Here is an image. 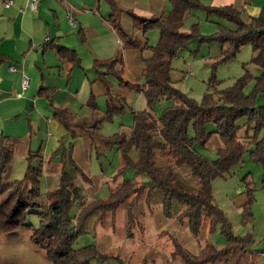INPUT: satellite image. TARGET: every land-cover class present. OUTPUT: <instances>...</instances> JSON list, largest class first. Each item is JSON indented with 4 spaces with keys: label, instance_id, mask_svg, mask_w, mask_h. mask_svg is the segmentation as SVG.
<instances>
[{
    "label": "trees",
    "instance_id": "trees-1",
    "mask_svg": "<svg viewBox=\"0 0 264 264\" xmlns=\"http://www.w3.org/2000/svg\"><path fill=\"white\" fill-rule=\"evenodd\" d=\"M106 1L111 6L109 22L126 38L125 45L130 44L132 41L120 25L114 1ZM169 2L171 9L163 17L136 16L143 31L153 26L159 30L157 44H145L142 48L150 50L149 56L142 58L143 83L131 82L121 76L122 64L118 55L106 60L95 59L93 69L97 79L103 82L108 97L105 114L74 122L66 108H55L53 112V118L73 139H76L78 131L82 130L92 144L102 143L120 151L122 166L116 176L124 169L133 167L144 173L148 181L140 183L138 187L130 180L118 182L110 189L108 199L81 202L79 212L72 215V206L82 200L81 190L74 185L64 170L61 172L59 187L47 192L46 202L39 203L42 169L32 162L38 156V151L29 152L23 179L3 183L14 151L11 139L0 133V231L12 233L29 230L31 242L46 252L52 264H92L94 257L106 258L95 245L78 249L72 247L77 235L84 230L85 219L99 210L102 212L100 220L107 211L114 212L119 206L126 204L127 230L130 234L132 225L139 223L133 213V206L145 190L146 201H149L154 190L162 192V210L167 218L172 217L171 202L175 200L181 204L183 209L176 219L178 223L187 222L190 232L195 236L199 235L204 220H208L209 229L215 222L220 224L227 246L218 249L206 243L198 257L186 252L174 238L173 254H179L187 264L214 262L220 256H227L235 247L239 246L244 250L249 242V237L235 236L231 232L230 223L213 201L211 181L240 163L246 151L264 165L263 140L259 138L260 131L264 129V8L257 16L245 19L242 16V8L234 5L205 7L208 14L221 16L234 25L233 28L219 25L218 31L207 38L218 40L222 44V52L217 62L233 58L241 46L250 43L253 50L250 62L257 65L261 73L256 78L255 89L249 94L245 93L244 89L253 75L246 68L243 75L225 88H219L220 81L212 77L207 91L198 102L173 85L170 79V61L196 35L195 27L189 32L182 31L181 28L187 13L200 7V4L198 0ZM54 50L61 59L79 63L80 59L73 49L55 45ZM111 75L118 78L120 86L142 92L146 98L148 107L134 112L135 122L129 136L119 132L104 137L98 132L102 120L110 119L115 113L125 109L123 99L110 93L106 77ZM259 95H262L263 102L258 105ZM160 100H168L170 105L161 115H156L153 106ZM87 105L93 112L98 110L93 95ZM206 121L214 123V131H206ZM189 128L193 134L189 133ZM213 134L218 136L220 146L216 148L217 158L209 161L198 154L193 146L196 141L205 145ZM130 148L137 152L135 161L128 156ZM181 166L195 179L193 187L179 182L178 168ZM246 193L247 201L242 205L243 221L249 219L250 204L253 201V190L248 187ZM31 213L37 214L39 218L37 226L26 222ZM129 227L131 229H128Z\"/></svg>",
    "mask_w": 264,
    "mask_h": 264
},
{
    "label": "rangeland",
    "instance_id": "rangeland-1",
    "mask_svg": "<svg viewBox=\"0 0 264 264\" xmlns=\"http://www.w3.org/2000/svg\"><path fill=\"white\" fill-rule=\"evenodd\" d=\"M119 1L124 2V0ZM142 1L145 3L131 9L133 13H155L160 16L167 15L171 9L169 0H164V3L162 0H148L147 3L146 0ZM135 2L139 1L135 0ZM198 2L200 7L193 8L187 13L181 28L182 31L189 32L195 27L197 33L170 61V79L173 85L187 96L200 102L212 77L220 81L219 88H225L243 75L244 68H246L253 78L247 83L244 91L247 94L251 93L255 89L256 78L261 73V69L250 62L253 55L252 45L246 43L241 46L233 58L217 62L222 52V44L218 40H207V38L218 31L219 25L231 28L234 25L221 16L207 13L205 7L219 6L214 5L215 0H198ZM247 2L250 0H236L234 3L238 8H242V16L245 19L249 17L247 11L243 9ZM117 9L120 25L129 38L137 43H143L146 40L148 45L157 44L159 40L157 27L153 26L143 31L134 24L132 17L126 11L120 10V7ZM116 40L115 55L121 59V76L131 82L143 83L142 58L149 56L150 50L140 51L138 47H124L126 38L119 33ZM82 67L83 70L80 69V72H77L74 81L77 85L80 83L78 98L69 109L75 121L87 120L92 114V116L104 115L107 110L108 97L102 84L99 81L90 83L87 80V77L90 80L96 79V72L92 65H88L85 61ZM106 79L111 95L120 96L124 101L125 109L115 113L110 119L102 120L98 132L104 137L119 132L129 136L135 122L134 112L148 107L146 98L142 92L120 86L115 76L111 75ZM91 92L98 108L95 112L87 105ZM262 102V95H259L257 104H262ZM48 103L45 101V113L38 116L37 127L34 124L37 140L32 147V152L38 151L39 156L52 159L47 163L42 162L39 203L46 202L47 192L59 187L63 170L72 179L74 185L81 190L82 200L75 202L72 206V215L79 212L81 202L90 203L98 199H108L110 189L114 188L118 182L130 180L138 187L140 183L148 181L144 173L138 172L133 167L124 169L116 176L122 166L121 153L116 147L97 142L92 144L85 134L73 139L66 130L61 135L53 129H48L45 118H53L54 112ZM169 105L168 100L157 101L153 106V112L161 115ZM205 129L208 132L214 131V123L206 121ZM8 130L11 132L18 130L19 135L8 136L13 144L14 153L10 170L3 179L4 184L13 179H23L29 155L25 151L28 136L21 137L19 128H8ZM78 132L81 133L82 130ZM189 133L193 134L191 128H189ZM259 138L263 140L264 146V129L260 131ZM219 146V138L213 134L205 145L196 141L193 147L198 154L213 161L217 158L216 148ZM24 156L27 157L25 160ZM128 156L135 161L137 159L136 150L130 148ZM39 158L33 159V164L36 165ZM158 161L164 162V160ZM14 163L15 166H13ZM178 171L180 183L189 187L195 185V179L185 167H179ZM248 187L253 190V201L250 204V217L247 221H243L242 205L247 201ZM211 188L213 201L230 223L231 232L235 236L249 237V242L244 250H241L239 246L235 247L227 256H220L214 262L205 264H264L261 255L264 251V165L246 151L240 163L231 167L229 172L216 176L211 181ZM145 194L146 190L142 192L133 206V213L139 223L132 225L130 234L127 230L126 204L119 206L114 212L107 211L100 220L102 212L97 210L85 219L84 230L77 235L72 247L78 249L95 245L101 254L106 255L104 259L94 257L92 264H187L179 254H173V240H178L186 252L195 257L199 256L202 246L206 243L218 249L227 246L226 237L218 222H215L209 229L208 220H204L199 235L195 236L190 232L187 222L178 223L176 219L183 209L181 204L173 200L171 202L172 217L167 218L162 210V192L154 190L149 201H146ZM26 222L37 226L39 218L37 214L31 213L27 216ZM0 264H52V262L43 249L31 242L30 231L23 229L12 233L0 231Z\"/></svg>",
    "mask_w": 264,
    "mask_h": 264
},
{
    "label": "crops",
    "instance_id": "crops-1",
    "mask_svg": "<svg viewBox=\"0 0 264 264\" xmlns=\"http://www.w3.org/2000/svg\"><path fill=\"white\" fill-rule=\"evenodd\" d=\"M7 1L0 0V131L11 137L13 134L19 135L18 130L11 132L8 128H19L21 137L29 138L25 145L28 155L37 140L35 127L38 116L46 111L45 101L49 102L53 111L55 108H66L75 122L69 109L78 98L80 83H74L77 72L83 70L85 61L93 68L95 59L114 57L118 33L108 20L111 6L106 0H38L35 11L27 7L28 0H11L8 7L5 6ZM113 1L117 8L120 7L132 17L138 27L140 25L136 16H165L133 13L131 9L134 6L145 3L142 0H138V3L135 0ZM235 1L215 0L214 5H234ZM262 8L264 0H250L243 6L252 17L257 16ZM69 17L73 23L69 22ZM130 39L132 42L128 45L124 43V47H138L142 51L147 44L146 40L137 43ZM55 45L73 49L80 59L79 63L61 59L54 50ZM9 66L15 70H9ZM23 75L29 78V85L25 89L22 87ZM87 80L90 83L99 81L106 91L103 82L97 79V74L96 79L87 77ZM45 123L48 129L61 135L66 130L52 117H46ZM78 133L79 136L84 134ZM38 157L41 159H38L36 166H40L43 173L42 162L47 163L52 159L41 155Z\"/></svg>",
    "mask_w": 264,
    "mask_h": 264
},
{
    "label": "built area",
    "instance_id": "built-area-1",
    "mask_svg": "<svg viewBox=\"0 0 264 264\" xmlns=\"http://www.w3.org/2000/svg\"><path fill=\"white\" fill-rule=\"evenodd\" d=\"M11 3H12L11 0H8L5 3V6L8 7ZM37 3H38V0H28L27 7L31 11H35L37 9ZM69 22L73 23L71 17H69ZM46 40H48V38H46ZM8 69L9 70H15L12 66H9ZM28 85H29V78L26 75H23V77H22V87H23V89L27 88ZM261 255H262L263 259H264V251L261 252Z\"/></svg>",
    "mask_w": 264,
    "mask_h": 264
}]
</instances>
